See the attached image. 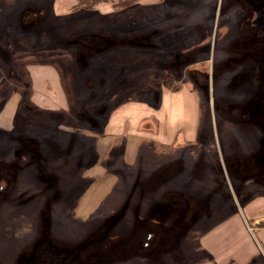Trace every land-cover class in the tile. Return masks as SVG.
<instances>
[{"label": "rangeland", "instance_id": "374dc122", "mask_svg": "<svg viewBox=\"0 0 264 264\" xmlns=\"http://www.w3.org/2000/svg\"><path fill=\"white\" fill-rule=\"evenodd\" d=\"M19 1L43 14L25 34L6 26L0 47L66 48L67 63L37 55L61 66L69 99L19 106L0 128V264H201L203 233L228 250L236 210L264 198V0H160L158 13L135 0H57L56 12L55 0ZM109 1L125 10L90 7ZM181 84L199 97L195 146L103 139L118 102L146 117L161 87Z\"/></svg>", "mask_w": 264, "mask_h": 264}, {"label": "crops", "instance_id": "0c3cea01", "mask_svg": "<svg viewBox=\"0 0 264 264\" xmlns=\"http://www.w3.org/2000/svg\"><path fill=\"white\" fill-rule=\"evenodd\" d=\"M13 1L15 2V0H0V24L2 25L0 26V33L8 25L19 28L21 34L28 33L30 31L29 26L38 23L40 18L38 15L43 13H41L42 11L37 14L34 13L35 11L30 12L29 6H22L19 0L16 3ZM145 1L135 0L134 9L138 11L146 9L149 12L158 13L155 3L160 0ZM95 5V2L91 4L92 10L102 12L107 16L125 10L121 5L110 3V1L107 4L104 3L103 7ZM144 5L145 8L142 7ZM15 7L16 10H14L12 17L10 10L15 9ZM59 9L66 11L61 1L55 0L53 11H60ZM4 11L9 13V18L12 17L9 23L1 19ZM30 14L36 18L33 23L28 19ZM3 31V35H6L7 31ZM37 34L43 33L37 31ZM0 50H2L0 52V90L7 92L6 86L4 89L1 87H3L5 79L13 75L14 72L10 58L12 51L1 47ZM117 54L115 53L114 57L116 56L115 58L119 60L121 56ZM27 69L32 82L31 102L33 105L41 110H65L68 103L57 70L50 64H31L27 66ZM159 91L158 103L146 117L138 113L137 115L127 113L135 109L137 104L123 103L114 107L103 123L102 131L105 134H102L103 139L117 140L120 137L125 139L128 137V144H132L131 139H137L135 145L141 140L139 139L140 136H144L146 137L145 140H150L154 146L163 145L166 148L195 146L197 144L200 106L197 93L190 90L185 84L179 85L176 89H171L168 86L161 87ZM14 92L11 90L0 107V128L2 129H7L9 125L14 124L15 111L20 106L21 96ZM261 205H264V198H253L248 203H244L243 208L236 210L238 223L234 226V230L237 232L236 228L238 227L237 233L240 235L235 238H228V250L222 245V234L214 236L212 241H207L208 234L203 233L199 239V248L206 253L208 257L206 259L210 261L201 264H264V209ZM225 223H223V227Z\"/></svg>", "mask_w": 264, "mask_h": 264}, {"label": "trees", "instance_id": "16d2710c", "mask_svg": "<svg viewBox=\"0 0 264 264\" xmlns=\"http://www.w3.org/2000/svg\"><path fill=\"white\" fill-rule=\"evenodd\" d=\"M33 9H31V11H35ZM38 20H40V18ZM49 50L53 51V55H50V56H55L59 59H62L66 63L70 60V57L72 56V54L69 51H67L66 48L64 47H52V48H48L40 52H32L31 50H23V49H15L14 51H12V53L10 54V58H11V63H12L14 72H13V75L5 79L3 87H1L4 89V86H6L7 92L5 91L1 92L0 90V107L4 103V101L7 99L9 94L11 93V90H14L22 95L24 94L20 102V108L24 112L32 111L34 108L36 110V107L29 100L32 94V87H31L32 82H31V78H30L27 66L31 64H50L52 65L57 70V73L61 81L62 89L66 95V99L67 100L69 99V89L66 84V79L63 76L64 74L61 69V66L57 62L49 61L46 59L43 60L44 57L41 60L40 57L37 55L39 53L49 51ZM1 51L2 50H0V52ZM51 59L53 58L50 57V60ZM120 103L121 102H118L114 107H116ZM69 106H70V101H69ZM114 107H112L109 110V112L113 110Z\"/></svg>", "mask_w": 264, "mask_h": 264}]
</instances>
